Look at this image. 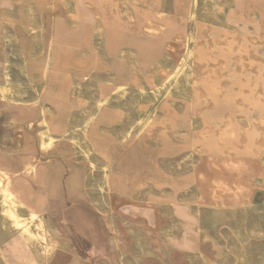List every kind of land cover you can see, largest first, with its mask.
<instances>
[{
    "label": "rangeland",
    "instance_id": "374dc122",
    "mask_svg": "<svg viewBox=\"0 0 264 264\" xmlns=\"http://www.w3.org/2000/svg\"><path fill=\"white\" fill-rule=\"evenodd\" d=\"M77 3L85 16L84 31H80L78 35L87 32L86 37L84 35V45L90 55H95L96 49L93 30L97 15L92 9L93 5L112 14L111 20L108 21L110 28L107 33L116 35L121 40L130 33L135 37L133 39L141 43L140 45L135 41L136 44L133 43L132 47L131 41H125L121 43L122 48L131 45L139 56H144L141 48L151 54L152 57L150 56L143 67L146 74L142 73V78L131 77L127 82L128 90L123 91L116 89L115 85L114 90L110 87L111 74L105 70L97 73L103 77L93 81L90 78L93 74H86L85 69H82L81 73L73 69L75 83L77 78L82 80L80 91L76 90L77 86L73 84L72 78L68 83L65 82V86L54 82L49 88H44L41 81L45 76L48 59L46 53L41 54L39 59L31 60L29 55L35 50L32 31H17L16 27L22 29L21 24L8 18V26L23 40L20 49L14 47L8 40L9 34L5 32L4 24L0 22V99L25 107H39L42 102L44 140L40 142L41 149L45 154L53 153L52 150L61 145L72 149L69 153L72 155V161L81 165L84 171L82 186L86 190L81 192V202L96 207L100 212L106 211L105 216L108 218L118 215V241L115 252L119 264H264V159L259 153L254 154L245 149L238 136L229 143V146L235 147L237 151L233 156L226 155L229 146H214V124L223 122L226 106L205 109L199 121L197 112H200L203 105L198 103L197 99L189 100L188 85L180 80L171 82L164 77L156 78L148 71L162 58L173 71H176L175 65H180V70L186 68L183 65L184 54L188 48H194L195 42L192 40L185 42L173 39L172 57L167 59L160 56L173 36L180 32L186 33L191 26L184 21L170 19L168 13L159 17L160 1L152 0L154 10L149 14L148 11L137 8L136 20L143 24L148 21L150 15L155 21L170 22V31L163 34V30L157 27L158 31L143 36L123 26L120 15L122 8L115 0H77ZM165 3L168 6L178 3L183 7L181 10L185 16L191 13L193 4L198 6L199 35L207 45L211 39L218 37L225 40V47L222 44L225 52H232L234 47L244 44L264 57V38L261 37L264 0H236L227 12V20L244 30L242 33L247 39L243 37L240 42H236L233 32L223 22L224 18L215 17V9L209 6L207 0H165ZM251 3L258 5L254 8ZM24 4L25 0H22L16 6L25 13ZM45 9L44 4L36 0L37 12L44 16L47 14ZM68 13L69 10L60 1L59 14L62 17L57 16L53 23H48L44 36L48 47L50 32L54 29L57 47L64 49L65 55H74L75 52H81L83 42L73 41L75 33L65 25L64 17ZM254 14L256 19L252 21ZM23 22L29 28L32 27L31 21L25 16ZM26 38L30 39L31 46L27 47ZM16 49L22 51L20 55H15ZM54 51L49 52L53 57ZM8 61L11 64H8ZM257 65L256 70L247 69L240 72L236 63L229 61L226 73L206 70L203 79L211 86L226 83L228 93L233 94L238 92L235 86L237 82L246 80L251 84L262 78L261 92L253 89L250 94L251 97H257L254 105L249 108L242 107L240 112L246 111L250 113V118L264 121V64ZM65 70L72 69L65 66L62 71ZM6 72L10 75L8 79ZM52 74L51 71L50 75ZM59 75H62V72H59ZM74 89L75 97L72 96ZM14 93L18 96L12 98ZM102 93L108 95L106 102L99 105L103 99ZM51 95L54 97L50 100ZM224 102L228 103L229 99ZM25 114L27 118H31V115ZM202 124L209 126V130L206 131ZM39 125L35 130L40 137L43 125ZM96 129L101 133L102 139L96 135ZM53 131L58 137L54 136ZM204 131L208 134H204ZM92 135L101 142L96 144L91 138ZM250 135L256 137L252 130L248 136ZM9 136V140L18 137L12 132ZM133 153L141 162L130 166L129 161ZM64 154L61 152L59 155ZM237 155L242 157L244 163L240 172L232 167ZM1 175L0 205L16 212L19 204L7 197L4 190L7 188V179L4 174ZM236 192L240 194L235 196ZM129 200L155 206L161 218L150 211L147 212V225L137 223L134 206ZM174 209H178L177 212ZM191 209L197 213L201 225L209 231L214 241L206 240L202 233L194 231L186 243L177 242V246H169L171 237L182 235V228L175 224L176 219H182V213ZM220 209H224V212ZM167 211H174L176 219L168 216ZM114 212L116 214L112 215ZM21 221V224L16 226L26 231H30L31 225L36 224L33 220V224L29 220ZM194 221L197 222V217ZM37 230L41 232V227L37 226ZM144 238L149 241L151 252L145 251ZM37 239L41 242L40 236ZM187 244L192 247L187 248ZM242 244L246 249L245 253H242Z\"/></svg>",
    "mask_w": 264,
    "mask_h": 264
},
{
    "label": "bare ground",
    "instance_id": "6f19581e",
    "mask_svg": "<svg viewBox=\"0 0 264 264\" xmlns=\"http://www.w3.org/2000/svg\"><path fill=\"white\" fill-rule=\"evenodd\" d=\"M21 1L22 0H0V22L4 24L3 27L5 29V32L9 34L8 40H10L14 44V47H19V49L21 48V41L23 39L18 33H14L13 30L8 26V24L6 23L8 22L7 19L10 18L14 22L21 24V30L17 29L16 27V30L19 32H25V29H29L32 31V36L34 37L35 41V50L29 55L31 60L39 59V56L43 53H46L45 55L48 57L44 70V79L42 81L40 80L44 88H49L54 84V82H59L60 85L62 84L63 86H65V82L68 83L72 78L73 84L77 86L76 90L80 91V87L82 86V80L80 78H77V83H75L73 69L76 70V72L78 73H81L82 69H85L86 74H93L90 76L93 81H97L102 76L100 74H97L99 71L105 70L111 74L110 78L112 79V85H110V87H112L113 89V86L115 85L116 89L123 91L128 90L129 86L127 85V82L130 81L131 77L134 78L136 76L138 78H142V73L146 74L145 72H143V67H145L146 65L145 62L152 57L151 54L141 48V50H143L142 55L144 56H139V54L137 55L134 48H132L133 43H135L136 40L133 39L135 37L130 33L126 34L125 39L123 40L118 38L116 35L112 36L109 32L107 33L108 28H110V24L108 21L111 20L112 14L107 13L106 11H104V9L99 8L98 6H93L91 5V3H87L88 5L90 4L93 7L92 9L94 11V14L97 15L93 30V41L94 46L96 48L95 55H90V53L86 49V45H84V40L87 32L86 34H84L85 37L81 34V36L78 35L80 31H84L83 20L85 16L82 15L81 10L78 7L77 0H40L41 3L44 4V6L46 7L45 10L47 11V14L44 16L37 12L36 0H25V13L20 7L16 6ZM60 1H62L66 8L69 10V13L64 18L65 25L72 29L75 33V36H73V41L77 43L83 42V49L81 50V52H75L74 55L72 53L65 55L66 53H63L64 49H60L59 47H57L55 42V38L57 37V35L54 29L50 32V43L48 44V47L45 42L44 33L47 29L48 23H53L54 19L57 16H61V14H59ZM115 1L119 2L120 7L122 8L120 15L122 22L124 23L123 26H125L127 30H130L131 32L133 31V33H138L143 36H148L149 34H151L150 32L158 31L157 27H159L163 30V34H165L166 32L169 33L171 24L168 21H155L154 19H152V17H150V15L148 21L143 24H140L136 20L135 10L137 8H141L143 11H148L149 14L152 12V10H154L152 0ZM159 1L161 7L160 13H158L159 17H161L163 13H168L170 19L175 18V20L184 21L185 23H188L189 26H191L189 27L186 33L180 32L178 33V35L173 36V38L170 39V44L163 50L160 57L164 56L167 59H170L172 57L171 49L173 48V39L177 41L185 40V42H188V40H192L193 42H195V45H193L194 48L192 49L188 48L187 52L184 54L185 58L183 65L186 66L185 69L180 70V65H175L176 71H173L171 68H169V66L165 64L164 58H162L158 59V61H156V63H154V65L149 68L148 71L154 74L156 78L164 77L165 79H168V81L171 82H176L180 80L186 85H188L190 87V90L188 91L189 100L196 101L197 99V102L203 105V108H201L200 112H197V119L199 121L201 120L202 112L205 109L210 108L212 106H217L219 108H223L224 106H226L227 109L223 114V122L214 124V146L218 148H224L225 146H229V143L233 140V138H235V136H238L241 139L242 145L245 147V149L252 151L254 154L259 153L258 155H260L261 158L264 159V121H258L257 118H250V113H247L246 111L245 113L240 112V108H249L254 105L253 103H255L254 101L255 99H257V97H251L250 94L253 89L261 92L263 87L262 78L251 84L246 80H244V82H237L235 86L238 92L233 94L228 93L227 86L225 85L226 83H223L220 86H211L208 81L203 79L206 70L213 69L216 72L226 73V68L227 66L229 67V61H234L236 63V68L239 69L240 72H244L247 69L256 70L258 68L257 64H264V57L261 56V53H257L254 49H251L250 46H246L244 44L237 45L233 48L232 52H225V40L218 37H214L213 39H211V42L207 45L204 42V39H201L199 35L200 22H198V6L193 4L191 13L188 16H185L183 11L181 10L183 9V7L179 6L178 3L174 6H168L165 3V0ZM207 2L209 6H212V8L215 9L216 18L219 19L220 16L224 18L223 22H225L229 26L230 30L233 32V35L236 38V42H240L243 37L247 39L244 33H242L244 30H241V28H239L237 25H233L227 20V12L230 8L233 7V4H235L236 0H207ZM252 5L255 8L258 4L254 3ZM24 16L31 21V28H29L23 22ZM255 19L256 16L254 14L251 17V20L254 21ZM113 24L116 25L115 23ZM261 27L263 30V34L261 35V37L264 38V22L262 23ZM248 36L252 37L250 36V34H248ZM61 37L64 36L61 35ZM125 41H131L132 47L130 45L129 47L122 48L121 46ZM27 42V47L31 46L30 39H27ZM136 43L141 45V43L138 41H136ZM222 44H224V47ZM50 50H55L54 57L51 53H49ZM21 52V50L16 49L15 55H20ZM8 64H11V62L8 61ZM65 66L71 68L72 70L62 71V68H64ZM51 71L53 73L52 76L50 75ZM59 72H62V75H59ZM5 74L8 79V77H10L9 73L6 72ZM76 90L75 93L73 92L72 94V96L74 97L76 94ZM107 95L108 93H102L103 99L100 100L99 105L103 102H106L105 100ZM16 96L18 95L14 93V95H12V98ZM225 99H229V102L225 103ZM202 127L206 129V131H208L210 128L209 126L203 124ZM250 130H252L254 134H256L255 138L251 137V135L248 136ZM206 131H204V134H208ZM235 150V147L229 146L226 155H228L229 157L235 155L237 153V151ZM135 153H133L132 159L129 161L130 166H132V164L134 165L135 163L138 164L141 162L136 158ZM232 167L236 168V170L239 172L243 170L244 163L242 157L238 156L232 164ZM239 194V192H236L235 196H238ZM130 203L132 206H134V214L136 216L137 223H140L141 225H147L149 222L147 212L151 211V213L160 216V213L155 210L156 207L153 205H148L140 201H130ZM177 210L174 209V211L176 212ZM174 211H167L168 216L175 218ZM220 211L223 213L224 209H220ZM194 214L195 217H197V222L194 221ZM17 223L19 225L21 224V222ZM175 224L179 225L180 228H182V235L171 237L168 241L169 246H177V242L186 243V241L191 238V235L194 231H196V233H202L204 239L214 241L209 231L201 225L197 213L192 209L188 212H183L182 219H176ZM158 228L160 230V226H158ZM258 235L262 236L261 234ZM144 240L146 242L145 251L147 253L151 252L149 247V241L146 238H144ZM189 247L191 248L192 246L190 244H187V248ZM241 248L242 253H245L246 249L243 244L241 245Z\"/></svg>",
    "mask_w": 264,
    "mask_h": 264
},
{
    "label": "crops",
    "instance_id": "0c3cea01",
    "mask_svg": "<svg viewBox=\"0 0 264 264\" xmlns=\"http://www.w3.org/2000/svg\"><path fill=\"white\" fill-rule=\"evenodd\" d=\"M42 108V102L25 107L0 99V175L7 179V197L19 204L16 212L0 205V264H119L118 215L108 218L106 211L81 202L84 171L72 161V149L61 145L53 153L42 151ZM10 132L18 137L9 140ZM96 135L102 139L98 129ZM21 219L36 224L26 231L16 226Z\"/></svg>",
    "mask_w": 264,
    "mask_h": 264
}]
</instances>
